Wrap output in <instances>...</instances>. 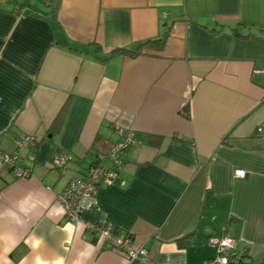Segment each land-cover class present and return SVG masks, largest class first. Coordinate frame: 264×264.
Here are the masks:
<instances>
[{
  "label": "crops",
  "instance_id": "obj_1",
  "mask_svg": "<svg viewBox=\"0 0 264 264\" xmlns=\"http://www.w3.org/2000/svg\"><path fill=\"white\" fill-rule=\"evenodd\" d=\"M11 1L0 7V149L20 151L30 176L0 173V264H204L223 235L264 262V0ZM159 37L162 49L104 59ZM120 128L135 140L119 182L67 221L59 194ZM23 134L37 138L25 152ZM58 153L73 157L64 172ZM86 221L131 233L150 258L129 259Z\"/></svg>",
  "mask_w": 264,
  "mask_h": 264
},
{
  "label": "built area",
  "instance_id": "obj_2",
  "mask_svg": "<svg viewBox=\"0 0 264 264\" xmlns=\"http://www.w3.org/2000/svg\"><path fill=\"white\" fill-rule=\"evenodd\" d=\"M261 130V129H259ZM121 136L119 141L112 147V150L106 155L101 156L96 163L90 166L85 175L73 177L65 185L64 190L57 198L63 206L67 221L81 220L84 208V202L87 198L98 195L102 184H113L119 181L118 168L123 163L122 155L131 146L135 140V133L119 129ZM37 143V138L31 134H23L17 140L18 147L33 148ZM110 160L114 168H109L103 160ZM73 159L70 154L58 153L52 159V166L57 170L66 171L69 162ZM21 155L19 152L7 153L0 149V173L5 168H10L16 177H29L30 170L20 164ZM243 169L236 171L237 176H245ZM86 228L98 235L99 241L105 242L129 259L139 257L150 258L149 251L144 247L135 244L134 239L127 234L115 233L113 225L110 223H95L86 221ZM217 247L215 257L209 259L204 264H264V262L247 263L245 252L236 248L235 240L228 235L214 238L211 240Z\"/></svg>",
  "mask_w": 264,
  "mask_h": 264
},
{
  "label": "trees",
  "instance_id": "obj_3",
  "mask_svg": "<svg viewBox=\"0 0 264 264\" xmlns=\"http://www.w3.org/2000/svg\"><path fill=\"white\" fill-rule=\"evenodd\" d=\"M18 4L21 5V9H23L24 7L27 6V5L21 4L19 2H18ZM166 41H167L166 38L159 37V38H156V39H150V40L141 42V43L137 44V46H136L135 49H131V48H117V49H114L111 52V54H107L104 59H107V58H109V56L115 55V54H119V53H121V54H127V55H130V56H133V57L134 56H138L139 54H141V52L145 48H154V49H162V48H164V46L166 45ZM62 44L67 45L70 48H73V47H71V45L69 44V42H65L64 41V42H62ZM62 119H63V115L61 114L59 116V120H62ZM159 140L160 139L158 137H153L152 140H151V142L152 143H156ZM113 229H114L115 233H120V230L116 226H113ZM121 234H127V233L121 232ZM127 235H130L133 238V235L131 233H128ZM245 255H246V253H245Z\"/></svg>",
  "mask_w": 264,
  "mask_h": 264
},
{
  "label": "rangeland",
  "instance_id": "obj_4",
  "mask_svg": "<svg viewBox=\"0 0 264 264\" xmlns=\"http://www.w3.org/2000/svg\"><path fill=\"white\" fill-rule=\"evenodd\" d=\"M19 3L30 6L33 9L37 10H47L52 3V0H17ZM0 7L3 8H14L15 5L11 0H0ZM21 149V152L26 151V147H19L18 151ZM20 152V151H19ZM119 182V181H118Z\"/></svg>",
  "mask_w": 264,
  "mask_h": 264
},
{
  "label": "clouds",
  "instance_id": "obj_5",
  "mask_svg": "<svg viewBox=\"0 0 264 264\" xmlns=\"http://www.w3.org/2000/svg\"><path fill=\"white\" fill-rule=\"evenodd\" d=\"M59 264H62V262H59Z\"/></svg>",
  "mask_w": 264,
  "mask_h": 264
}]
</instances>
